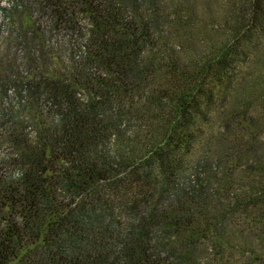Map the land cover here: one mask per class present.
I'll list each match as a JSON object with an SVG mask.
<instances>
[{
    "label": "trees",
    "instance_id": "trees-1",
    "mask_svg": "<svg viewBox=\"0 0 264 264\" xmlns=\"http://www.w3.org/2000/svg\"><path fill=\"white\" fill-rule=\"evenodd\" d=\"M10 13L0 264H264V0Z\"/></svg>",
    "mask_w": 264,
    "mask_h": 264
},
{
    "label": "rangeland",
    "instance_id": "rangeland-1",
    "mask_svg": "<svg viewBox=\"0 0 264 264\" xmlns=\"http://www.w3.org/2000/svg\"><path fill=\"white\" fill-rule=\"evenodd\" d=\"M3 2L2 4H0V53H5V51L7 49H9V37H10V26L13 24V20H19L20 22H17L16 24H14L16 27H19L23 24H25L22 20V18H19L18 16L13 17V19L10 17L11 13L9 15V9H11V7H13L14 4V0H1L0 3ZM3 7H2V6ZM24 14V13H20V16ZM25 17H29V18H25V22L27 20V23L31 21H33V18L30 17V15L27 13ZM86 23V22H84ZM13 25V26H14ZM6 49V50H4ZM20 49V48H19ZM19 49H17L19 51ZM12 50H14V48L12 47ZM17 76L22 77L20 74L17 73ZM11 77V76H10ZM9 77V78H10ZM17 79V78H16ZM19 80V79H18ZM4 95V94H2ZM10 102V101H8ZM6 106H8V104H5ZM6 109V108H5ZM3 103L0 102V112L1 113H7V111H5ZM5 149H1L0 151L3 152ZM10 264H17V262H12Z\"/></svg>",
    "mask_w": 264,
    "mask_h": 264
},
{
    "label": "built area",
    "instance_id": "built-area-1",
    "mask_svg": "<svg viewBox=\"0 0 264 264\" xmlns=\"http://www.w3.org/2000/svg\"><path fill=\"white\" fill-rule=\"evenodd\" d=\"M3 2H1L0 4H2ZM2 6V5H1ZM3 7V6H2Z\"/></svg>",
    "mask_w": 264,
    "mask_h": 264
}]
</instances>
